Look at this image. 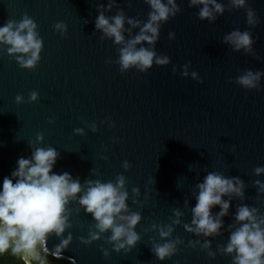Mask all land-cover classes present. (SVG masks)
Here are the masks:
<instances>
[{
	"label": "water",
	"instance_id": "1",
	"mask_svg": "<svg viewBox=\"0 0 264 264\" xmlns=\"http://www.w3.org/2000/svg\"><path fill=\"white\" fill-rule=\"evenodd\" d=\"M217 2L224 11L210 21L199 17L200 5L175 0L179 11L160 22L154 45L141 42L169 62L153 63L147 71L135 66L121 71L120 49L148 20L152 9L147 0H0V25L27 13L42 40L33 68L22 67L19 54H10L9 46L0 43V180L20 156H30L29 142L41 133L40 146H52L60 154L53 171H68L84 187L87 180L115 182L123 175L128 210L141 215L135 226L140 240L130 251L117 252L107 240L110 232L91 243L81 241L97 231L96 222L78 201H70L71 227L63 237L71 233L72 241L63 257H49L52 264H232L220 249L238 226L237 207L254 206L264 215V193L254 183L264 182V173L254 172L264 165V0H248L240 8L230 0ZM249 6L258 16L255 25L246 23ZM118 11L125 17L121 44L95 27L100 12L112 17ZM129 18L139 25L128 24ZM57 22L65 24L63 34L54 28ZM235 29L251 33L250 52L224 41ZM185 65L188 76L181 75ZM248 70L262 73L254 88L237 82ZM32 91L37 92L35 101ZM17 94L23 96L21 102ZM211 171L239 177L244 197H223L230 199L223 226L218 235L205 237L184 225H191L197 184ZM161 225H172L166 238L160 236ZM61 238L50 237L48 248ZM165 239L179 243L169 258L160 260L151 249ZM205 240L208 248L202 247Z\"/></svg>",
	"mask_w": 264,
	"mask_h": 264
},
{
	"label": "clouds",
	"instance_id": "2",
	"mask_svg": "<svg viewBox=\"0 0 264 264\" xmlns=\"http://www.w3.org/2000/svg\"><path fill=\"white\" fill-rule=\"evenodd\" d=\"M230 2L237 8L248 4V0ZM147 3L152 9L148 20L120 49L121 71L132 66L147 71L153 63L165 65L169 62L168 56H158L153 48L145 47L141 42L154 45L158 38L160 22L167 21L169 16H174L179 9L175 0H147ZM190 3L200 5L201 19L215 20V13L224 11V5L217 0H190ZM257 22V13L250 6L247 7L246 23L255 25ZM124 23L122 11L112 17L100 12L95 27L115 43L121 44L125 39ZM127 23L135 27L140 22L129 18ZM65 27L63 22L54 25L55 29L61 30V34ZM36 29L35 21L27 13L18 21L8 20L0 25V43L9 46L10 54H19L16 59L22 67L33 68L39 60L42 40ZM174 35L169 33L170 38H174ZM224 41L237 51L252 50L253 38L248 30L235 29L225 35ZM138 44L141 46L137 47ZM187 68L185 65L181 75L188 76ZM191 75L197 78L195 71ZM261 75L260 71L254 73L248 70L237 77V82L245 88H254ZM15 99L21 102L23 96L17 94ZM30 99H37L36 91L30 93ZM92 128L95 130V125H92ZM75 131L80 133L83 130L76 128ZM42 138L43 135L37 133L36 141L29 142L32 148L30 156H20L16 167L0 180V255L10 252L13 256L23 259L25 264H52L49 257H63L64 250L72 241L71 233L63 237L65 230L71 227L68 209L70 201H78L96 222L97 231H90L87 240L81 237L83 243H91L98 239L100 234L110 232L107 240L113 244L114 250L130 251L140 240L135 226L139 223L141 215L139 212L128 210L125 177L119 175L115 182L87 180L84 187L79 177L73 178L68 171H53L60 154L52 146H40ZM123 166L125 169L130 167L128 161H125ZM254 172L257 175L264 173V165L257 166ZM254 183L258 186V193H264V182L256 180ZM197 188L196 203L191 209V225L185 224L184 227L189 232L203 234L205 237L218 235L224 223L222 218L228 214L230 207V199L223 197L230 198L235 195L243 199L244 183L239 177H228L218 171H211L197 184ZM133 191L137 189L134 188ZM215 206H219V211L213 213ZM175 215L179 217L181 213L177 210ZM235 220L238 226L230 232L226 245L220 250L232 257V264H264V215L258 214V209L254 206L241 204L236 209ZM176 223H179L178 219L173 221V224ZM159 229L162 238L168 237L173 230L172 225H161ZM53 235L62 238L49 249L47 242ZM177 243L178 240L165 239L163 243L154 244L151 251L160 260H164L176 251ZM209 243L205 240L202 247L208 248ZM190 245L195 247L192 242ZM102 250L107 257L108 251ZM208 255L214 258L215 253L209 250Z\"/></svg>",
	"mask_w": 264,
	"mask_h": 264
},
{
	"label": "trees",
	"instance_id": "3",
	"mask_svg": "<svg viewBox=\"0 0 264 264\" xmlns=\"http://www.w3.org/2000/svg\"><path fill=\"white\" fill-rule=\"evenodd\" d=\"M0 263L5 264H25L23 259H20L16 256H13L10 254V252H5L2 255H0Z\"/></svg>",
	"mask_w": 264,
	"mask_h": 264
},
{
	"label": "built area",
	"instance_id": "4",
	"mask_svg": "<svg viewBox=\"0 0 264 264\" xmlns=\"http://www.w3.org/2000/svg\"><path fill=\"white\" fill-rule=\"evenodd\" d=\"M0 264H5V263H0Z\"/></svg>",
	"mask_w": 264,
	"mask_h": 264
}]
</instances>
